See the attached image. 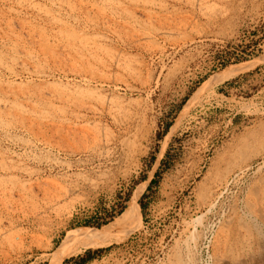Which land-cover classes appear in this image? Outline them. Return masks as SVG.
I'll return each mask as SVG.
<instances>
[{
    "label": "rangeland",
    "instance_id": "rangeland-1",
    "mask_svg": "<svg viewBox=\"0 0 264 264\" xmlns=\"http://www.w3.org/2000/svg\"><path fill=\"white\" fill-rule=\"evenodd\" d=\"M95 1L0 0V264H264V0Z\"/></svg>",
    "mask_w": 264,
    "mask_h": 264
},
{
    "label": "bare ground",
    "instance_id": "bare-ground-1",
    "mask_svg": "<svg viewBox=\"0 0 264 264\" xmlns=\"http://www.w3.org/2000/svg\"><path fill=\"white\" fill-rule=\"evenodd\" d=\"M66 1V0H65ZM71 0H69V2H70ZM73 1V0H72ZM88 1V0H87ZM95 1V0H94ZM102 1V0H101ZM100 1V2H101ZM109 1V0H108ZM121 1V0H120ZM119 1V2H120ZM138 0H136V2H137ZM142 1V0H141ZM153 1V0H152ZM155 1V0H154ZM183 1V0H182ZM57 2V1H56ZM59 2V1H58ZM96 2V1H95ZM113 2V0H110V3H112ZM118 2V1H117ZM124 2V1H123ZM130 2H132V3H136V2H134V1H132V0H130ZM156 2V1H155ZM201 2V1H200ZM61 2H59V4H60ZM73 3V2H72ZM81 3V2H80ZM85 3V2H84ZM104 3H105V0H104ZM103 3V4H104ZM116 4V1L114 0V2L112 3V5L113 4ZM120 3H122V1L120 2ZM165 3V2H164ZM196 3V2H195ZM53 4H54V6H55V3L53 2ZM52 4V5H53ZM65 3H63L62 5H64ZM71 4V3H70ZM76 4V3H75ZM89 4V3H88ZM107 4V3H106ZM136 4H138V3H136ZM166 4V3H165ZM66 5V4H65ZM79 5V4H78ZM96 5H97V3H96ZM96 5H94V6H96ZM110 5V4H109ZM118 5H120V4H118ZM118 5H116V7L115 8H117V6ZM123 5V4H122ZM147 5V4H146ZM153 5V4H152ZM34 6V5H33ZM32 6V7H33ZM69 6V5H68ZM72 6H74V5H72ZM72 6L71 7H69V8H72ZM36 7V6H35ZM58 7H61V6H58ZM80 7V6H79ZM102 7V6H101ZM99 8V11H101V12H105L106 13V10L104 9V7H105V4H104V7H102V8ZM107 7V6H106ZM119 7V6H118ZM128 6H126V8H127ZM165 7V6H164ZM202 7V6H201ZM98 8V7H97ZM109 8H110V6H109ZM109 8H107V10H110ZM112 8V7H111ZM114 8V7H113ZM120 8H123L124 9V6L123 7H121L120 6ZM129 8V7H128ZM75 9V8H74ZM101 9H104V11H102ZM160 9V8H159ZM166 9V8H165ZM37 10V9H36ZM59 10V9H58ZM63 10V9H62ZM72 10V9H71ZM124 11H125V9H124ZM129 11V10H128ZM41 12V11H40ZM125 12H127V11H125ZM131 13H132V11H130ZM130 12H128L129 14H130ZM138 12V11H137ZM148 12V11H147ZM65 13V12H64ZM91 13V12H90ZM99 13V12H98ZM104 13V14H105ZM123 13V12H122ZM153 13H154V11H153ZM2 14V13H1ZM51 14V13H50ZM119 14V13H118ZM120 14H121V12H120ZM149 14V13H148ZM107 15V14H106ZM154 15V14H153ZM153 15H151V16H153ZM1 16H3V15H1ZM47 16V15H46ZM131 16V15H130ZM133 16H134V14H133ZM147 16V15H146ZM55 17V16H54ZM53 17V18H54ZM75 17V16H74ZM112 17V16H111ZM149 17V16H148ZM154 17V16H153ZM129 18H131V17H129ZM139 18V17H138ZM155 18H156V16H155ZM56 19H57V17H56ZM55 19V20H56ZM70 19V18H69ZM120 19H122V18H120ZM132 19H134V18H132ZM135 19H137V17L135 18ZM165 19V18H164ZM153 20V19H152ZM160 20V19H159ZM92 21V20H91ZM148 21V20H147ZM167 21V20H166ZM58 22V21H57ZM56 22V23H57ZM119 22V21H118ZM150 22V21H149ZM158 22V21H157ZM55 23V22H54ZM93 23V22H92ZM134 23V22H133ZM145 23V22H144ZM60 24V23H59ZM79 24V23H78ZM94 24V23H93ZM136 24V23H135ZM147 24V23H146ZM160 24V23H159ZM57 25V24H56ZM110 25V24H109ZM95 26V25H94ZM123 26H125L124 24H123ZM129 26V25H128ZM135 26H137V25H135ZM139 26V25H138ZM141 26V25H140ZM162 26V25H161ZM93 27V26H92ZM150 27H151V25H150ZM128 28V27H127ZM152 28V27H151ZM151 28H149V29H151ZM139 29H140V27H139ZM138 29V30H139ZM148 29V30H149ZM156 29H157V27H156ZM156 29L154 30V31H156ZM70 30V29H69ZM99 30V29H98ZM107 30V29H106ZM128 30V29H127ZM135 29H134V27H133V30L132 31H134ZM144 31V30H143ZM162 31V30H161ZM161 31H156V32H158L159 33V36H161ZM169 31V30H168ZM59 32V31H58ZM126 32V31H125ZM167 32V31H166ZM71 33V32H70ZM136 33V32H135ZM139 33V32H138ZM150 33V32H149ZM168 33V32H167ZM170 33H172V32H170ZM62 34H64V32L62 33ZM69 34V33H68ZM74 34V33H73ZM83 34H85L84 32H83ZM141 34H142V32H141ZM154 34H155V32H154ZM163 35H164V33H162ZM166 34V33H165ZM169 34V33H168ZM45 35V34H44ZM64 35H67V34H64ZM88 35V34H87ZM117 35V34H116ZM150 35V34H149ZM157 36H158V34H156ZM170 35V34H169ZM47 36V35H46ZM61 36V35H60ZM80 36H82V35H80ZM118 36V35H117ZM131 36H132V34H131ZM151 36V35H150ZM166 36H167V34H166ZM165 36V37H166ZM58 37V36H57ZM71 37V36H70ZM100 37V36H99ZM105 37H107V36H105ZM45 38V37H44ZM72 38V37H71ZM89 38V37H88ZM161 38H163V37H161ZM47 39V38H46ZM50 39V38H49ZM48 39V40H49ZM54 39V38H53ZM69 39V38H68ZM81 39H82V37H81ZM80 39V40H81ZM87 39V37H85V40ZM120 39V38H119ZM75 40H77V39H75ZM84 40V39H83ZM93 40V39H92ZM58 41V40H57ZM64 41V40H63ZM60 42V41H59ZM148 42H149V40H148ZM141 43V42H140ZM76 44V43H75ZM83 44V43H82ZM88 44V43H87ZM97 44V43H96ZM148 44V43H147ZM153 44V43H152ZM57 45V44H56ZM73 46H76V45H73ZM88 46V45H87ZM92 46V45H91ZM95 46V45H94ZM42 47V46H41ZM51 47V46H50ZM71 47V46H70ZM85 47V46H84ZM156 47V46H155ZM72 48V47H71ZM100 48V47H99ZM98 48V49H99ZM102 48V47H101ZM158 48H159V46H158ZM47 49V48H46ZM49 49V48H48ZM51 49V48H50ZM89 49V48H88ZM97 49V50H98ZM160 49V48H159ZM43 50H44V48H43ZM52 50V49H51ZM79 50H81V49H79ZM9 51V50H8ZM7 51V52H8ZM73 51V50H72ZM151 51V50H150ZM14 52V51H13ZM54 52V51H53ZM106 52V51H105ZM122 52V51H121ZM156 52V51H155ZM42 53V52H41ZM67 53V52H66ZM72 53V52H71ZM76 53V52H75ZM93 53V52H92ZM117 53H118V51H117ZM55 54V53H54ZM5 55V54H4ZM39 55V54H38ZM58 55V54H57ZM60 55V54H59ZM70 55V54H69ZM73 55V54H72ZM80 55V54H79ZM91 55V54H90ZM27 56V55H26ZM30 56V55H29ZM92 56V55H91ZM22 57V56H21ZM31 57H32V55H31ZM38 57V56H37ZM44 57V56H43ZM58 57V56H57ZM86 57V56H85ZM88 57V56H87ZM12 58V57H11ZM24 58V57H23ZM47 58V57H46ZM84 58V57H83ZM96 58V57H95ZM89 58H87V60H88ZM98 59V58H97ZM1 60V59H0ZM7 60V59H6ZM21 60V59H20ZM57 60V59H56ZM65 60V59H64ZM77 61V60H76ZM75 61V62H76ZM6 62V61H5ZM65 62H66V60H65ZM92 62H94V61H92ZM99 62H101V61H99ZM98 61H97V63H99ZM113 62V61H112ZM118 62V61H117ZM3 63V62H2ZM31 63V62H30ZM61 63V62H60ZM74 64V63H73ZM101 64H102V62H101ZM76 65V64H75ZM103 65V64H102ZM255 64L254 63H246V64H241V65H237V66H234V67H230L224 74H223V76H221V77H217V78H214L213 80H212V82H216V84H218V82H220V81H222V80H224V79H226V78H232V77H234V76H237L238 74H240V73H243L244 71H246L247 69H249V68H251V67H253ZM54 66V65H53ZM71 66V65H70ZM83 66V65H82ZM12 67V66H11ZM58 67V66H57ZM74 67V66H73ZM91 67V66H90ZM89 67V68H90ZM108 67V66H107ZM8 68V67H7ZM13 68V67H12ZM33 68V67H32ZM99 68V67H98ZM112 68V67H111ZM5 69V68H4ZM26 69V68H25ZM38 69V68H37ZM87 69V68H86ZM91 69V68H90ZM93 69V68H92ZM64 70H65V68H64ZM9 71V70H8ZM12 70H10V72H11ZM51 71V70H50ZM53 71V70H52ZM79 71H81V70H79ZM83 71H85V70H83ZM87 71V70H86ZM93 71V70H92ZM13 72V71H12ZM11 72V73H12ZM26 72V71H25ZM27 73V72H26ZM89 73H91V72H89ZM23 74V73H22ZM33 74V73H32ZM75 74V73H74ZM99 74V73H98ZM33 75H35V74H33ZM39 76H41V75H38V77ZM45 76V75H44ZM43 77V76H42ZM49 77V76H48ZM53 77V76H52ZM47 78V77H46ZM39 79V78H38ZM139 79V78H138ZM50 80V79H49ZM29 82V81H28ZM223 83V82H222ZM48 84V83H47ZM6 85V84H5ZM35 85V84H34ZM41 85V84H40ZM43 85V84H42ZM66 84H64V86H65ZM103 85V84H102ZM207 85H208V83L206 84L205 83V86L202 88V89H200L197 93H196V95L194 96V97H192V99L189 101V105L188 106H190V105H192V104H194L195 102H196V100L199 98V96L203 93V91H204V89H205V87H207ZM209 85H210V83H209ZM208 85V86H209ZM8 86V85H7ZM49 86H51L52 87V85H50V83H49V85H48V87ZM55 86V85H54ZM57 86H58V84H57ZM116 86V85H115ZM0 87H2V86H0ZM9 87V86H8ZM35 88H34V90H37V86L35 85L34 86ZM48 87H44V88H47L48 89ZM61 87V86H60ZM59 87V88H60ZM66 87V86H65ZM68 87V86H67ZM66 87V88H67ZM91 87V86H90ZM11 88V87H10ZM41 88H43L42 86H41ZM55 88V87H54ZM62 88V87H61ZM65 88V90H67ZM104 88V87H103ZM56 89H57V87H56ZM55 89V90H56ZM63 89V88H62ZM68 89H70L69 87H68ZM90 89H92V88H90ZM107 89V88H106ZM3 90V89H2ZM10 91H11V89H9ZM14 90V89H13ZM12 90V91H13ZM42 90H44V89H41V91L39 90V92H42ZM51 91H52V89H50ZM75 90V89H74ZM73 90V91H74ZM38 91V90H37ZM72 91V90H71ZM75 91H78V89H76ZM92 91H93V89H92ZM0 92H1V90H0ZM3 92V91H2ZM4 92H5V89H4ZM3 92V93H4ZM14 92V91H13ZM12 92V93H13ZM20 92V91H19ZM19 92H18V94H19ZM26 92H28V91H26ZM38 92V93H39ZM54 92V91H53ZM80 92V91H79ZM79 92H78V94H79ZM23 93V92H22ZM21 93V94H22ZM29 93V92H28ZM31 93V92H30ZM43 93V92H42ZM57 95H59V90H58V92H55ZM67 93V92H66ZM1 94V93H0ZM33 94V93H32ZM40 94V93H39ZM72 94V93H71ZM12 95V94H11ZM13 95H14V93H13ZM54 95V94H53ZM86 95V94H85ZM89 95H91V94H89ZM93 95V94H92ZM6 96V95H5ZM21 96H26V94H25V92L23 93V95H21ZM33 96V95H32ZM81 96H83V94L81 95ZM16 97V96H15ZM37 97V96H36ZM43 97V96H42ZM62 99L64 98V95H62L61 94V96H60ZM84 97V96H83ZM91 97V96H90ZM89 97V98H90ZM12 98V97H11ZM26 98V97H25ZM32 98V97H31ZM92 98V97H91ZM95 98H97V97H95ZM100 98H102L101 96H100ZM29 99V98H28ZM61 99V100H62ZM86 99H87V97H86ZM111 99V98H110ZM113 99V98H112ZM112 99L111 100H107V99H104L103 100V98H102V100H100V103L99 104H94V105H92V103L90 102L89 104H87V105H89L92 109H94V110H99L100 108H101V110L103 111V112H108V113H111L112 114V116H115L114 114V111L113 110H115V109H113L112 110V108L113 107H111L112 105H113V101H112ZM15 100H17V99H15ZM15 100H13V101H15ZM30 100V99H29ZM29 100H28V102H29ZM32 100V99H31ZM43 100V99H42ZM68 100H70L71 101V98H69ZM68 100H66V101H68ZM57 101H59V100H57ZM65 101V100H64ZM78 101V100H77ZM95 101H96V99H95ZM99 100H97V102H98ZM198 101V100H197ZM0 102H2V104H3V101H2V99L0 100ZM27 102V103H28ZM31 102V101H30ZM37 102V101H36ZM48 102V101H47ZM47 102H46V104H47ZM72 102V101H71ZM87 102V101H86ZM94 102V101H93ZM6 103V102H5ZM14 103V102H13ZM96 103V102H95ZM120 104V103H119ZM6 106H8V104H5ZM35 105V104H34ZM40 105V104H39ZM82 105H84V104H82ZM116 105V104H115ZM38 106V105H37ZM43 106V105H42ZM49 107H50V105H48ZM51 106H52V104H51ZM54 106V105H53ZM69 106H70V104H69ZM85 106V105H84ZM120 106V105H119ZM119 106H116V108H121V107H119ZM13 107V106H12ZM21 107V111H23L24 109L22 108V106H20ZM19 107V108H20ZM46 107V106H45ZM45 107H42V109L43 108H45ZM55 107V106H54ZM82 108H83V106H81ZM8 108H10L9 106H8ZM18 108V109H19ZM36 108V107H35ZM3 109V108H2ZM14 110H15V108H13ZM23 109V110H22ZM42 109H41V111H42ZM48 109V108H47ZM51 109V108H50ZM72 109V108H71ZM123 109V108H122ZM1 110V109H0ZM6 110V109H5ZM9 110V109H8ZM11 110V109H10ZM26 110H28V109H26ZM25 110V111H26ZM55 110V109H54ZM61 110V109H60ZM4 111V110H3ZM11 111H13V110H11ZM11 111H8V113H11ZM20 111V112H21ZM32 111L33 110H31V114L30 115H32L33 113H32ZM39 111V110H38ZM50 111V110H49ZM48 111V114H50V113H52V112H49ZM71 111H73V110H71ZM79 111V110H78ZM6 112V111H5ZM44 112V111H43ZM8 113H6V114H8ZM23 113V112H22ZM22 113H20L21 115H22ZM27 113V112H26ZM45 113V112H44ZM47 113V112H46ZM72 113V112H71ZM3 114H5V113H3ZM5 114V115H6ZM34 114H35V112H34ZM40 114V113H39ZM0 115H2V114H0ZM10 115V114H9ZM8 115V116H9ZM19 115V114H18ZM24 115V114H23ZM35 115H37V113L35 114ZM41 115H42V113H41ZM118 115H119V112H118ZM3 116V115H2ZM25 116V115H24ZM49 117H51L50 115H48ZM47 116V117H48ZM120 116V115H119ZM10 117V119H11V115L9 116ZM22 117V116H21ZM37 117V116H36ZM59 117V116H58ZM63 117V116H62ZM8 118V117H7ZM51 118H53V117H51ZM117 118V117H116ZM115 118V119H116ZM37 119V118H36ZM49 119V118H48ZM64 119V118H63ZM69 119V118H68ZM21 120H22V118H21ZM34 120V119H33ZM66 120V119H65ZM45 121V120H44ZM46 121H47V119H46ZM58 121V120H57ZM62 121V120H61ZM78 121V120H77ZM0 122H1V120H0ZM9 122V121H8ZM24 122V121H23ZM27 122V121H26ZM36 122V121H35ZM56 122V121H55ZM69 122V121H68ZM2 123V122H1ZM18 123V122H17ZM41 123V122H40ZM66 123V122H65ZM5 124V123H4ZM13 124V123H12ZM52 124V123H51ZM122 124V123H121ZM40 125V124H39ZM49 125V124H48ZM55 125V124H54ZM18 126V125H17ZM41 126V125H40ZM68 126V125H67ZM5 127V126H4ZM14 127V126H13ZM22 127V126H21ZM24 127H26V126H24ZM36 127V126H35ZM34 127V128H35ZM63 127V126H62ZM79 127V126H78ZM9 128V127H8ZM71 128V127H70ZM15 129V128H14ZM59 129V128H58ZM43 130V129H42ZM52 130V129H51ZM57 130V129H56ZM61 130V129H60ZM62 130H63V128H62ZM65 130V129H64ZM44 131V130H43ZM107 131V130H106ZM28 132V131H27ZM31 132V131H30ZM47 132V131H46ZM69 132V131H68ZM73 133V132H72ZM5 134V133H4ZM58 134V133H57ZM61 134V133H60ZM42 135V134H41ZM68 135V134H67ZM32 136V135H31ZM75 136V135H74ZM34 137V136H33ZM64 137V136H63ZM95 137V136H94ZM65 138V137H64ZM99 138V137H98ZM107 138V137H106ZM93 139V138H92ZM97 139V138H96ZM84 140V139H83ZM95 140V139H94ZM68 141V140H67ZM98 141V140H97ZM110 142V141H109ZM40 143V142H39ZM48 143V142H47ZM102 143V142H101ZM30 144V143H29ZM50 144V143H49ZM97 144V143H96ZM95 146V145H94ZM37 148V147H36ZM93 152V151H92ZM95 153V152H94ZM98 154V153H97ZM248 160V159H247ZM243 162V161H242ZM4 166V165H3ZM6 166V165H5ZM4 166V167H5ZM238 166V165H237ZM2 167V166H1ZM13 167V166H12ZM18 168V167H17ZM237 168V167H236ZM10 169V168H9ZM12 169V168H11ZM14 169H16V168H14ZM19 169H21L20 167H19ZM24 169V168H23ZM22 169V170H23ZM4 170H6V169H4ZM7 170H8V168H7ZM6 170V171H7ZM11 171V170H10ZM15 171H17V170H15ZM21 171V170H20ZM18 172V171H17ZM241 172V171H240ZM9 173V172H8ZM260 173V172H259ZM14 175H16V174H14ZM11 177H12V175H10ZM13 177H15V176H13ZM17 178V177H16ZM14 179V178H13ZM221 180V179H220ZM227 184V183H226ZM6 188V187H5ZM4 188V189H5ZM254 188V187H253ZM25 190V189H24ZM2 191V190H1ZM12 191V190H11ZM20 191V190H19ZM9 192V191H8ZM68 192H70L69 190L65 193V195H68ZM73 192V191H72ZM220 194H223V193H220ZM5 195V194H4ZM221 196V195H220ZM61 197V196H60ZM64 197V196H63ZM203 197V196H202ZM246 198V197H245ZM205 199V198H204ZM242 201V200H241ZM205 202V201H204ZM258 202V201H257ZM256 202V203H257ZM217 203V202H216ZM20 204V203H19ZM210 205V204H209ZM212 205V204H211ZM20 207V206H19ZM52 207V206H51ZM50 209V208H49ZM260 211V210H259ZM231 214V213H230ZM234 215H235V213H234ZM262 215H264L263 213H262ZM135 217H137V208H136V199H133L130 203H129V207H128V209L126 210V212L121 216V217H119V219H117V221L116 222H113V224H111L109 227H107V228H104L102 231H93V230H89V229H76V230H71V231H69L67 234H66V236H65V238H64V240H63V242H62V244H61V246L58 248V250L56 251V253L55 254H53V256L51 257V263L50 264H62L63 263V261H64V259L66 258V257H70V256H73V255H77L78 253H80L83 249H91V248H94V247H97V246H99V245H103L104 243L106 244H108V242H105V240L107 239V235L109 234L108 233V231L109 230H112V228L113 227H116V226H120V225H122V224H124V223H128L129 225H132V227L131 228H133L134 227V221H135ZM258 219V218H257ZM231 220V219H230ZM264 221V220H263ZM243 225V224H242ZM230 226V225H229ZM240 226V225H239ZM228 227V226H227ZM121 228V227H120ZM119 228V229H120ZM122 229V228H121ZM250 230V229H249ZM115 231H117V230H115ZM112 232V231H111ZM128 232V231H127ZM247 232V231H246ZM251 233V232H250ZM3 234V233H2ZM127 234V233H126ZM4 235V234H3ZM258 235V234H257ZM112 237V236H111ZM109 239V238H108ZM120 239H122V238H120ZM109 240H111V239H109ZM108 241V240H107ZM112 242L110 241V244H111ZM226 244H227V242H226ZM226 247V246H225ZM251 247V246H250ZM20 249V248H19ZM218 249H219V247H218ZM226 249V248H225ZM17 250V249H16ZM21 250V249H20ZM7 254V253H6ZM10 255V254H9ZM233 256H234V254H233ZM218 258V257H217ZM240 258V257H239ZM224 259V258H223ZM218 261V260H217ZM222 261H225V260H222ZM220 262V261H219ZM235 262V261H234ZM234 262H232V263H234ZM177 263V262H176ZM182 263V262H181ZM181 263H179V261H178V263L177 264H181ZM216 263V262H215ZM175 264V263H174ZM236 264V263H235ZM243 264V263H242Z\"/></svg>",
    "mask_w": 264,
    "mask_h": 264
},
{
    "label": "trees",
    "instance_id": "trees-1",
    "mask_svg": "<svg viewBox=\"0 0 264 264\" xmlns=\"http://www.w3.org/2000/svg\"><path fill=\"white\" fill-rule=\"evenodd\" d=\"M92 259H93V253L91 251H89L87 253L86 257L82 258V262L87 263V262L91 261Z\"/></svg>",
    "mask_w": 264,
    "mask_h": 264
}]
</instances>
